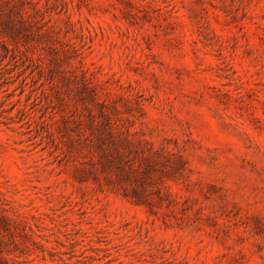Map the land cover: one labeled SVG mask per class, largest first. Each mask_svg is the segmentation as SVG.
I'll return each mask as SVG.
<instances>
[{
  "label": "rangeland",
  "instance_id": "374dc122",
  "mask_svg": "<svg viewBox=\"0 0 264 264\" xmlns=\"http://www.w3.org/2000/svg\"><path fill=\"white\" fill-rule=\"evenodd\" d=\"M0 264H264V0H0Z\"/></svg>",
  "mask_w": 264,
  "mask_h": 264
}]
</instances>
